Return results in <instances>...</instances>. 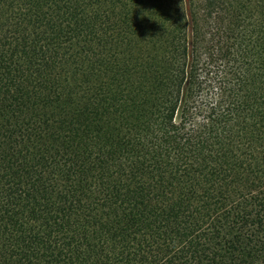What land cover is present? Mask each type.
<instances>
[{"label":"trees","instance_id":"obj_1","mask_svg":"<svg viewBox=\"0 0 264 264\" xmlns=\"http://www.w3.org/2000/svg\"><path fill=\"white\" fill-rule=\"evenodd\" d=\"M0 264H264V0H0Z\"/></svg>","mask_w":264,"mask_h":264}]
</instances>
